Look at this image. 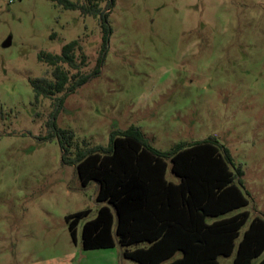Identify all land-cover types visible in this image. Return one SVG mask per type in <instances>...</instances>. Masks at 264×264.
<instances>
[{
  "label": "rangeland",
  "instance_id": "obj_1",
  "mask_svg": "<svg viewBox=\"0 0 264 264\" xmlns=\"http://www.w3.org/2000/svg\"><path fill=\"white\" fill-rule=\"evenodd\" d=\"M105 12L106 44L99 17L57 0H0V264H137L118 245L82 249L96 185L81 186L58 137L48 138L52 123L73 133L71 159L130 126L162 152L214 138L243 171L240 210L264 218V0H113ZM74 40L83 73L103 55L99 72L61 106L59 96L36 102L31 82L50 73L39 54ZM166 178L177 181L169 168ZM85 209L74 243L65 217Z\"/></svg>",
  "mask_w": 264,
  "mask_h": 264
},
{
  "label": "trees",
  "instance_id": "obj_2",
  "mask_svg": "<svg viewBox=\"0 0 264 264\" xmlns=\"http://www.w3.org/2000/svg\"><path fill=\"white\" fill-rule=\"evenodd\" d=\"M100 1L80 5L57 0L65 10L99 17L106 44L110 28L105 10L113 0L106 1L105 10L99 8ZM38 61L50 73L31 82L35 101L59 96L55 100L61 106L66 96L99 72L103 55L90 73H83L86 56L74 40L59 54H39ZM52 127L54 134L48 138L58 137L63 159L75 166L81 186L96 185L99 207L82 226L83 250L118 245L124 248L123 258L137 264H219V257H232L233 264H264V218L240 210L249 204L243 171L214 138L162 152L139 128L130 126L113 131L105 147L77 146L71 159L67 155L73 133L55 123ZM168 168L176 182L166 178ZM89 214L85 209L65 217L74 243L79 222Z\"/></svg>",
  "mask_w": 264,
  "mask_h": 264
},
{
  "label": "water",
  "instance_id": "obj_3",
  "mask_svg": "<svg viewBox=\"0 0 264 264\" xmlns=\"http://www.w3.org/2000/svg\"><path fill=\"white\" fill-rule=\"evenodd\" d=\"M9 43H10V41H9V39H7V40L3 43V46L6 47V46L9 45Z\"/></svg>",
  "mask_w": 264,
  "mask_h": 264
},
{
  "label": "crops",
  "instance_id": "obj_4",
  "mask_svg": "<svg viewBox=\"0 0 264 264\" xmlns=\"http://www.w3.org/2000/svg\"><path fill=\"white\" fill-rule=\"evenodd\" d=\"M174 182H176V181H174ZM101 250H103V249H101Z\"/></svg>",
  "mask_w": 264,
  "mask_h": 264
}]
</instances>
